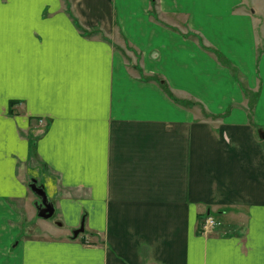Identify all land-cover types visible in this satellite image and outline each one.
<instances>
[{
  "label": "crops",
  "instance_id": "1",
  "mask_svg": "<svg viewBox=\"0 0 264 264\" xmlns=\"http://www.w3.org/2000/svg\"><path fill=\"white\" fill-rule=\"evenodd\" d=\"M247 5L0 0V264H264V13ZM30 177L53 236H22ZM209 214L233 232L201 234Z\"/></svg>",
  "mask_w": 264,
  "mask_h": 264
},
{
  "label": "rangeland",
  "instance_id": "2",
  "mask_svg": "<svg viewBox=\"0 0 264 264\" xmlns=\"http://www.w3.org/2000/svg\"><path fill=\"white\" fill-rule=\"evenodd\" d=\"M258 2V4H256ZM247 9L251 12V11H254V12H257L256 9H259L260 13H264V0H248V5H247ZM260 29V28H259ZM258 29V30H259ZM259 33V36L261 35L260 32ZM121 50H122V54L126 57V60L127 61H131L132 62L134 61L135 57L137 58V61L139 63V59H140V55L137 53V52H134V50L132 48H129V46H122L121 47ZM264 50V46L263 44L261 43L260 45V48H259V54H261V52ZM220 58V57H218ZM223 60V59H222ZM220 61V60H219ZM224 61V60H223ZM228 63H226V66L228 67ZM138 66V65H137ZM225 66V65H224ZM229 68L231 69L232 73L234 76H236V78L238 79V81L241 83V78H239V74L240 72L236 69V68H231L229 66ZM143 76V75H142ZM143 77H146V76H143ZM147 79L148 78H151L152 80L154 79L157 83H159V79L154 77H146ZM244 82V81H243ZM239 83V84H240ZM245 84V82H244ZM240 86L242 87V89H246V86L245 85H242L240 84ZM164 89V88H163ZM165 91H167V89L165 88L164 89ZM245 95L247 97V105L249 107V109H252L254 107V105L256 104V95L254 92H251L250 90L246 89L245 91ZM172 99H174V101L178 102L179 104H182L183 106L187 107V108H190V109H193V110H196L197 113L200 115V118L202 121H206L208 120L207 118H210V119H213L212 120V123L214 122V125H218L219 124V118L217 116H212L210 115L206 109L203 107V106H199L197 103H195L194 101H191L190 99L188 98H185L183 96L181 97H178L177 95H174L173 92H171V94L169 95ZM14 103V102H13ZM14 108V107H13ZM29 164V163H28ZM25 166L23 165V169L25 170L24 168ZM20 165L18 164V172L20 171ZM22 170V168H21ZM33 180H36L37 181V184L39 186H43L45 188V186L40 183V180L36 177H30V179L28 180V189L30 190L31 194L34 196V202L32 203L33 206L31 207L32 208V211L29 213V214H26L25 215V219H26V222L24 223V233H22V236L23 237H26V238H31V237H35L37 236V234L39 233V231L41 230L42 233H45L43 235H40L41 237L44 236V235H51L53 236L52 234H50L49 232H47L48 230L46 228H48V225L46 223H42V222H48V223H51L53 220V218L49 219V220H46V219H43V218H40L39 217V207H40V204H41V199L30 189V183L33 182ZM31 213L32 214V219L29 218L31 217ZM37 213V214H36ZM37 215V216H36ZM212 218L215 222V225L211 228V230L207 233V234H210V232L212 231H215L216 229H219L220 230L218 231L219 233L218 234H229L231 232H233V228L228 226V225H225L223 224L224 221L220 218H218L216 215H207L206 217H204V219L202 220L201 224H200V231H201V234L205 233L204 232V226L207 222L208 219ZM56 219V218H55ZM42 220V221H41ZM45 220V221H43ZM37 222H40L39 225ZM52 224H55L52 222ZM58 226V224L56 223L55 226ZM22 228V230H23ZM81 228V227H80ZM79 228V229H80ZM43 229H46V232H44ZM75 232V231H74ZM74 232H73V237L74 238H77L74 236ZM81 234V233H80ZM79 234V235H80ZM72 235V234H71ZM20 237L18 239V241H20L23 237ZM84 241L88 242V243H91V242H94V241H97L98 239L96 237H93L92 236H88L87 238L84 237L83 239Z\"/></svg>",
  "mask_w": 264,
  "mask_h": 264
},
{
  "label": "water",
  "instance_id": "3",
  "mask_svg": "<svg viewBox=\"0 0 264 264\" xmlns=\"http://www.w3.org/2000/svg\"><path fill=\"white\" fill-rule=\"evenodd\" d=\"M30 189L41 199V204L39 207V217L49 220L51 219L55 214V207L50 202L47 192L43 186H39L37 184L36 180H33L32 183H30ZM84 224H82L80 229L75 230L74 236L78 237L80 233L84 232Z\"/></svg>",
  "mask_w": 264,
  "mask_h": 264
},
{
  "label": "built area",
  "instance_id": "4",
  "mask_svg": "<svg viewBox=\"0 0 264 264\" xmlns=\"http://www.w3.org/2000/svg\"><path fill=\"white\" fill-rule=\"evenodd\" d=\"M214 225H215L214 220L212 218L208 219L204 226V232L208 233Z\"/></svg>",
  "mask_w": 264,
  "mask_h": 264
},
{
  "label": "trees",
  "instance_id": "5",
  "mask_svg": "<svg viewBox=\"0 0 264 264\" xmlns=\"http://www.w3.org/2000/svg\"><path fill=\"white\" fill-rule=\"evenodd\" d=\"M220 60L222 61V64L226 65V62H225V61H223L221 58H220ZM228 67H229V65H228ZM161 86H162L164 89L166 88L164 84H161ZM166 92H169V91L167 90ZM169 93H170V92H169ZM200 232H201V231H200Z\"/></svg>",
  "mask_w": 264,
  "mask_h": 264
}]
</instances>
